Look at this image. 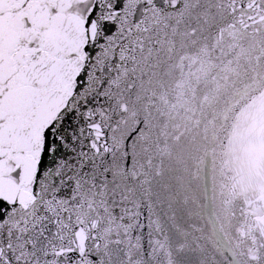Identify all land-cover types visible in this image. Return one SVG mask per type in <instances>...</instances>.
<instances>
[{"label": "snow or ice", "instance_id": "6c2138e0", "mask_svg": "<svg viewBox=\"0 0 264 264\" xmlns=\"http://www.w3.org/2000/svg\"><path fill=\"white\" fill-rule=\"evenodd\" d=\"M0 264H264V0H0Z\"/></svg>", "mask_w": 264, "mask_h": 264}]
</instances>
